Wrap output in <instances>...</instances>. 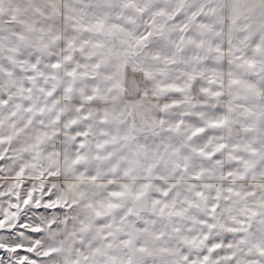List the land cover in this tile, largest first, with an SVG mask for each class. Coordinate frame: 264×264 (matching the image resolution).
Here are the masks:
<instances>
[{"label":"snow or ice","instance_id":"obj_1","mask_svg":"<svg viewBox=\"0 0 264 264\" xmlns=\"http://www.w3.org/2000/svg\"><path fill=\"white\" fill-rule=\"evenodd\" d=\"M0 264H264V0H0Z\"/></svg>","mask_w":264,"mask_h":264}]
</instances>
